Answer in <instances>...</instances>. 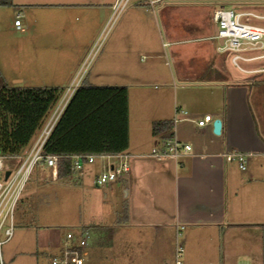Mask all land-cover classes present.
Here are the masks:
<instances>
[{
  "label": "crops",
  "instance_id": "obj_1",
  "mask_svg": "<svg viewBox=\"0 0 264 264\" xmlns=\"http://www.w3.org/2000/svg\"><path fill=\"white\" fill-rule=\"evenodd\" d=\"M12 4L25 25L35 30L45 14L56 13L54 30L62 36L99 28L106 20L115 24L105 61L118 67L112 70L107 64L104 70L137 79V87L132 91L127 87L128 147L123 156L95 155L82 164L95 172L96 186V177L119 161L129 166L110 181H122L124 207L111 221L97 216L72 230L88 236L84 264L89 253L101 264H173L176 244L183 247L181 264H264V50L246 53L245 57H258L234 65L231 54L218 49L221 40L213 20L214 9L225 5L263 15L264 0H12ZM74 15L82 16L81 21L72 22ZM20 22L23 31L21 18ZM70 60L66 65L61 62L50 76L56 80L53 86L62 84L59 77L68 84L73 81L77 67ZM136 61L139 68L128 67ZM154 80L160 85L151 88ZM177 108L187 113H179L173 123ZM206 113L221 120L219 134L212 130L213 121L197 123ZM161 120L170 121L171 137L164 138L165 131L152 133V122ZM172 137L189 144L190 150H181L178 156L152 154L153 149L162 151ZM234 150L245 153L243 169L223 156ZM180 225L184 227L177 237ZM62 240L57 238L52 254Z\"/></svg>",
  "mask_w": 264,
  "mask_h": 264
},
{
  "label": "rangeland",
  "instance_id": "obj_2",
  "mask_svg": "<svg viewBox=\"0 0 264 264\" xmlns=\"http://www.w3.org/2000/svg\"><path fill=\"white\" fill-rule=\"evenodd\" d=\"M225 7L229 8V5ZM18 12V7L13 4L0 5V83L14 84L17 78H22V85H52V73L57 72L56 68L61 62L66 65L71 59V66L77 67L73 79L75 82L84 79L93 85H127L131 91L137 87V79L116 76L104 70V65L108 64L105 61L108 58L106 45L116 28L115 24L112 27L106 20L99 28L95 25L88 30L62 36L54 30L56 13L48 16L45 14L41 18L43 21L39 22L40 27L35 30V26L25 25L23 15ZM17 14L21 18L23 31L14 26ZM72 19V22L78 23L82 16L74 15ZM251 20L264 23V19ZM108 66L113 70L118 67V63H109ZM128 67L139 68L138 61L129 63ZM57 81H62L59 82L62 84H58L62 96L70 84L60 77ZM154 81L150 84L151 88L160 85L159 81ZM56 106L49 112L46 122ZM257 117L261 119L259 113ZM39 133L37 131L33 135L25 149L31 147ZM16 162L15 159H3V166L12 168ZM89 167L86 164L81 169L74 168L67 177L56 178L51 175V168L41 161L34 164L15 206L13 233L0 245V264H50L49 258L55 251L58 237L64 238L68 231L75 230L80 224L92 222L97 216L109 218L110 221L115 217V211L119 212L125 202L122 181H107L96 186L93 181L95 172ZM24 222L28 226H23ZM2 233L3 229L1 239L4 238ZM88 258L85 264H101L93 254L89 253Z\"/></svg>",
  "mask_w": 264,
  "mask_h": 264
},
{
  "label": "trees",
  "instance_id": "obj_3",
  "mask_svg": "<svg viewBox=\"0 0 264 264\" xmlns=\"http://www.w3.org/2000/svg\"><path fill=\"white\" fill-rule=\"evenodd\" d=\"M10 4L12 0H0V5ZM60 96L59 86H28L1 81L0 155L23 153ZM151 130L153 134L165 131L164 138L172 134L171 123L167 120L152 122ZM127 147V87L93 85L83 79L44 140L41 154L58 156L56 178H63L73 171L74 155H116Z\"/></svg>",
  "mask_w": 264,
  "mask_h": 264
},
{
  "label": "built area",
  "instance_id": "obj_4",
  "mask_svg": "<svg viewBox=\"0 0 264 264\" xmlns=\"http://www.w3.org/2000/svg\"><path fill=\"white\" fill-rule=\"evenodd\" d=\"M118 4H115L117 7ZM251 18L264 19L263 15H257L252 12L238 11L233 8L219 6L213 11V20L216 25V37L221 40L218 49L221 51L229 52L231 54V61L234 65L238 66L239 60H245L254 57H245L246 53L256 52L264 49V23H257ZM16 28L21 29V22L19 14L14 19ZM78 81L74 80L67 89V92L62 97L61 101L55 108L54 113L49 120L44 123L40 130L35 142L21 154L0 155V172L2 178L0 179V245L2 242L8 240L12 233L15 223L14 210L17 201L20 199L21 193L27 182L28 176L32 167L38 161L42 160L46 166L51 167L52 175L56 176L57 155L41 154V148L44 140L50 133L56 119L65 106L70 95L78 85ZM67 95V96H66ZM186 114V110L177 108L173 117V123L179 120L178 114ZM209 121H213L211 114L206 113L200 118L197 123L204 125ZM189 144L179 142L175 138L166 141L165 148L162 151L152 150L154 155H172L178 156L181 150H190ZM122 157L123 154H117ZM226 160H236L240 168H244L245 153L241 151H231L223 154ZM95 154H77L73 158V168L79 169L85 162H91ZM3 159H15L16 164L10 168L3 166ZM129 169L128 164L123 160L119 161L117 165L108 168L106 171L101 172L96 177V183L102 184L107 181L115 180L122 172ZM8 170L7 176L5 172ZM184 226L180 225L176 231V236L180 235V229ZM3 229V239H1V230ZM87 234L85 232L76 235L72 231H68L61 243L59 251L50 255V264H84L86 247H87ZM183 247L181 244H176L173 254V264H181V256Z\"/></svg>",
  "mask_w": 264,
  "mask_h": 264
},
{
  "label": "water",
  "instance_id": "obj_5",
  "mask_svg": "<svg viewBox=\"0 0 264 264\" xmlns=\"http://www.w3.org/2000/svg\"><path fill=\"white\" fill-rule=\"evenodd\" d=\"M220 40V39H219ZM21 79L17 80V83H20ZM212 130L215 134H219L221 130V120L219 118H215L212 122ZM8 170L5 172V176L8 174Z\"/></svg>",
  "mask_w": 264,
  "mask_h": 264
}]
</instances>
